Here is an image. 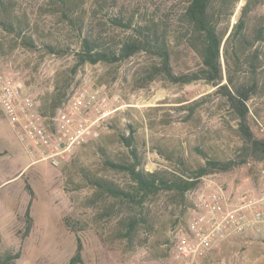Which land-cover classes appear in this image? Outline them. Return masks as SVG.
<instances>
[{
	"label": "rangeland",
	"instance_id": "374dc122",
	"mask_svg": "<svg viewBox=\"0 0 264 264\" xmlns=\"http://www.w3.org/2000/svg\"><path fill=\"white\" fill-rule=\"evenodd\" d=\"M54 1L14 0L17 11L28 19L26 32L35 39V46L23 45L0 26V70L29 93L46 116L55 97L65 93V99L83 85L100 87L112 110L68 158L54 166L21 140L0 108V255L20 249L12 264H67L79 239L80 255L73 264H264V232L260 231L234 234L194 260L173 253L174 231L193 212L194 189L211 178L231 197L241 192L261 195L264 160L247 156L246 162L230 170L203 175L185 200L172 191H161L143 207L111 197L92 202L95 191L83 177L82 169L87 168L127 184L126 175L107 169L103 159L128 154L119 135L130 131L142 165L150 171H187L185 167L195 168L206 158L247 155L237 120L225 99L214 93L215 86L202 80L180 85L163 76L144 83L153 63L148 53L118 63L86 62L73 71L79 34L126 35L128 29L115 24L113 18L131 14L135 21L144 16L167 21L175 70L192 66V53L177 38V30L173 32V28L180 29L177 16L185 0H76L74 22L54 11ZM252 1L256 4L247 15L250 28L259 22L264 25V0ZM245 2H236L230 24L238 19ZM46 41L54 43L57 51L49 52ZM261 71L258 90L249 100V122L255 136L264 139V66ZM193 105L194 112L187 116ZM30 199L31 228L25 234L24 211ZM131 216L140 218L131 236H117Z\"/></svg>",
	"mask_w": 264,
	"mask_h": 264
},
{
	"label": "trees",
	"instance_id": "16d2710c",
	"mask_svg": "<svg viewBox=\"0 0 264 264\" xmlns=\"http://www.w3.org/2000/svg\"><path fill=\"white\" fill-rule=\"evenodd\" d=\"M238 0H185L183 9L178 13L177 20L180 29L176 30L188 50L192 53L194 63L185 69L175 70L172 59L174 49L170 44L171 26L167 21L155 17H140L134 20V14L114 17L115 24L128 29L126 35L107 36L103 32L87 33L78 36L77 49L74 53L77 67L88 62L118 63L141 52L153 57V63L146 70L144 83L163 76L176 84H188L202 80L215 86L214 93L220 94L229 110L237 120V131L245 156L239 159L221 160L216 157L206 158L203 163L187 171L169 169L147 170L142 165V159L136 145L134 135L121 133L119 137L128 148L125 157L114 158L105 155L103 164L107 169L123 173L128 183L123 185L112 178L90 169H82L86 183L93 188L92 202L102 197H111L121 202L132 203L143 207V203L161 191H172L185 200L186 193L195 188L200 178L216 171H227L238 164L246 162V157L253 160H264V139L255 136L249 122L251 109L249 100L258 90L259 76L264 66V25L259 22L249 27L247 15L256 4L246 0L241 7L238 19L230 24L236 2ZM260 2L263 0H259ZM54 11L73 21L76 0H55ZM29 22L25 13L15 8L14 0H0V26L13 33L27 47L35 46V39L26 32ZM49 52H56L57 46L49 41L44 43ZM63 94V92L61 93ZM64 95L55 97L47 117L54 114L63 101ZM199 101L194 102L193 104ZM191 106L187 116L194 112ZM46 115L45 111H41ZM133 131V130H132ZM247 157V158H248ZM184 164V163H182ZM30 194L32 190L26 182ZM30 202L28 201L24 216V233L31 228ZM140 218L131 216L117 232V236H131ZM69 223V221H67ZM81 244L77 239L74 255L67 264H73L80 255ZM20 256V249L7 251L0 255V264H12Z\"/></svg>",
	"mask_w": 264,
	"mask_h": 264
},
{
	"label": "built area",
	"instance_id": "2783aa9c",
	"mask_svg": "<svg viewBox=\"0 0 264 264\" xmlns=\"http://www.w3.org/2000/svg\"><path fill=\"white\" fill-rule=\"evenodd\" d=\"M0 108L21 140L54 166L68 158L112 110L100 87L83 85L47 117L38 110L35 99L1 70ZM194 193L192 215L174 231L175 256L194 260L234 234L264 232V193L252 196L241 192L231 197L211 178L204 179Z\"/></svg>",
	"mask_w": 264,
	"mask_h": 264
}]
</instances>
